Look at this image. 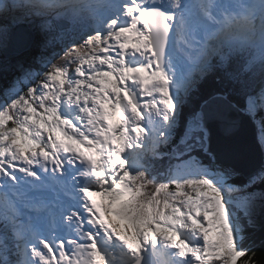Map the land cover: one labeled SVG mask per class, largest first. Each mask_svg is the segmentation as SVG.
Wrapping results in <instances>:
<instances>
[{
	"label": "snow or ice",
	"instance_id": "snow-or-ice-1",
	"mask_svg": "<svg viewBox=\"0 0 264 264\" xmlns=\"http://www.w3.org/2000/svg\"><path fill=\"white\" fill-rule=\"evenodd\" d=\"M243 121L264 0H0V264H258Z\"/></svg>",
	"mask_w": 264,
	"mask_h": 264
},
{
	"label": "water",
	"instance_id": "water-1",
	"mask_svg": "<svg viewBox=\"0 0 264 264\" xmlns=\"http://www.w3.org/2000/svg\"><path fill=\"white\" fill-rule=\"evenodd\" d=\"M235 164L246 179L264 168V150L259 144L258 128L248 121L241 122L232 142Z\"/></svg>",
	"mask_w": 264,
	"mask_h": 264
},
{
	"label": "trees",
	"instance_id": "trees-1",
	"mask_svg": "<svg viewBox=\"0 0 264 264\" xmlns=\"http://www.w3.org/2000/svg\"><path fill=\"white\" fill-rule=\"evenodd\" d=\"M260 135V133H259ZM238 180H247L244 176L239 175ZM264 189V183H257L255 185V190L259 191ZM251 241L245 242V246H251L255 252V261L258 264H264V230H261L259 224L254 230H250ZM251 255V253H249Z\"/></svg>",
	"mask_w": 264,
	"mask_h": 264
},
{
	"label": "rangeland",
	"instance_id": "rangeland-1",
	"mask_svg": "<svg viewBox=\"0 0 264 264\" xmlns=\"http://www.w3.org/2000/svg\"><path fill=\"white\" fill-rule=\"evenodd\" d=\"M259 144H260V141H259ZM261 145V144H260ZM264 149V147H262ZM246 179V178H245Z\"/></svg>",
	"mask_w": 264,
	"mask_h": 264
},
{
	"label": "bare ground",
	"instance_id": "bare-ground-1",
	"mask_svg": "<svg viewBox=\"0 0 264 264\" xmlns=\"http://www.w3.org/2000/svg\"><path fill=\"white\" fill-rule=\"evenodd\" d=\"M244 178H246V177L244 176Z\"/></svg>",
	"mask_w": 264,
	"mask_h": 264
}]
</instances>
